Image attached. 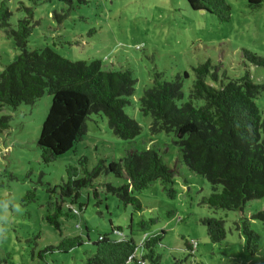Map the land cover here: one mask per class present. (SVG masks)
Wrapping results in <instances>:
<instances>
[{
  "label": "rangeland",
  "instance_id": "obj_1",
  "mask_svg": "<svg viewBox=\"0 0 264 264\" xmlns=\"http://www.w3.org/2000/svg\"><path fill=\"white\" fill-rule=\"evenodd\" d=\"M226 1L231 7L228 22L208 12L191 10L185 0H8L13 28L26 16L22 7L32 9L36 24L27 39V50L49 47L70 61L99 60L103 69L129 70L135 80L134 94L123 110L137 122L140 132L133 140H121L108 129L104 116L91 115L75 152L68 151L43 164L36 140L51 96L45 91L33 105L0 109V117H9V127L0 133V264H81L93 250L92 242L99 235L109 234L112 227H119L132 238L137 257L145 253L140 247L144 238L162 231L160 243L154 247L160 264H189L191 260L203 264H264V222L249 219L264 210V197L246 203L242 212L201 204V198L210 193L209 183L185 168L172 134L149 132L150 118L143 116L138 105L154 70L167 80L186 72L183 95L187 98L192 69L205 61L219 76L224 73L236 78L247 69L255 83L264 84V69L244 66L241 56L246 49L264 57V3L250 9L246 0ZM18 54L12 38L0 30V71ZM254 102L258 108L264 107V89ZM149 148L158 152L170 168L176 165L173 198L168 195L169 187L165 190L155 180L133 192L141 205L136 210L103 186L110 183L118 187L125 180L101 175L94 181L97 197H93L91 188L81 189L78 216L69 217L62 226L63 235H81L85 242L66 254L54 251L45 261L40 260L38 252L60 240L45 221L47 188L67 179L68 166L79 170L78 160L85 157L90 170L99 159L108 163L128 149ZM29 192L33 195L30 198ZM205 217L224 220L225 238L220 243L209 241L206 228L199 222ZM245 222L258 237L254 252H250L242 233ZM189 240L196 242L191 257L184 245ZM143 264L150 263L145 260Z\"/></svg>",
  "mask_w": 264,
  "mask_h": 264
},
{
  "label": "trees",
  "instance_id": "obj_2",
  "mask_svg": "<svg viewBox=\"0 0 264 264\" xmlns=\"http://www.w3.org/2000/svg\"><path fill=\"white\" fill-rule=\"evenodd\" d=\"M7 2L0 0V30L12 38L19 54L0 71V109L33 105L45 91L51 96L36 140L43 164L68 151L75 152V144L85 135V122L91 115L104 116L108 129L121 140H133L140 126L123 110L134 94L132 73L127 69H103L99 60L70 61L49 47L27 50V39L36 24L32 21V9L23 6L26 16L13 28L9 23L11 12ZM77 2L85 3V0ZM185 2L193 11L205 10L221 22L230 21L231 7L226 0ZM246 2L248 8L257 9L264 0ZM241 52L244 66L264 69L263 56L246 49ZM192 71L193 79L184 98L186 72L176 73L167 80L154 70L150 86L138 98L139 110L150 118L149 132L172 134L185 168L209 183L210 193L201 198V204L212 209L242 212L246 203L264 197V107L258 108L254 102L264 84L255 83L247 69L236 78L224 73L219 76L209 61ZM8 122L9 117H0V133L7 130ZM78 165L80 172L68 166L67 179L47 188L45 221L60 240L56 245L41 249L37 254L40 260L45 261L46 255L54 251L66 254L85 242L81 235H63L62 226L69 217L78 216L82 207L78 200L81 189L91 188L93 197H97L94 181L101 175L124 179L125 183L118 187L110 183L103 186L136 210H140L141 205L133 192L147 188L155 180L161 182L163 189L169 187L170 198L175 193L171 185L176 165L170 168L151 148L128 149L123 156L108 163L99 159L90 170L85 157L79 158ZM32 196L29 192L28 197ZM249 219L264 222V210ZM199 222L206 228L211 243L224 240V220L205 217ZM246 222L242 223V233L250 252H254L258 237ZM162 233L144 238L140 247L145 253L137 257L132 238L124 235L119 227H112L109 234L99 235L100 239L92 242L93 250L81 264H143L145 260L160 264V255L154 247L160 243ZM184 245L191 257L196 242L184 241ZM189 264L203 263L191 260Z\"/></svg>",
  "mask_w": 264,
  "mask_h": 264
},
{
  "label": "water",
  "instance_id": "obj_3",
  "mask_svg": "<svg viewBox=\"0 0 264 264\" xmlns=\"http://www.w3.org/2000/svg\"><path fill=\"white\" fill-rule=\"evenodd\" d=\"M199 11L206 12L205 10H199Z\"/></svg>",
  "mask_w": 264,
  "mask_h": 264
},
{
  "label": "built area",
  "instance_id": "obj_4",
  "mask_svg": "<svg viewBox=\"0 0 264 264\" xmlns=\"http://www.w3.org/2000/svg\"><path fill=\"white\" fill-rule=\"evenodd\" d=\"M98 239H100V238H98Z\"/></svg>",
  "mask_w": 264,
  "mask_h": 264
}]
</instances>
